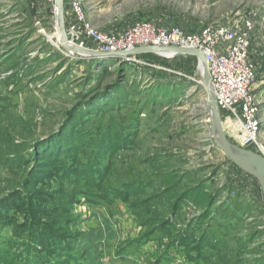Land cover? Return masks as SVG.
Here are the masks:
<instances>
[{
	"label": "rangeland",
	"instance_id": "rangeland-1",
	"mask_svg": "<svg viewBox=\"0 0 264 264\" xmlns=\"http://www.w3.org/2000/svg\"><path fill=\"white\" fill-rule=\"evenodd\" d=\"M81 1L100 31L122 30L139 19L189 32L249 20L264 143V0ZM54 5L0 0V219L21 221L27 211L33 223L50 218L55 223L48 226L64 231H82L89 217L95 226L110 219L112 253L146 241L138 264H156L173 243L180 264L188 258L196 264H264L262 190L214 148L198 60L158 63L164 72L154 75L124 72L114 60L101 66L72 56L58 41ZM66 19L75 20L69 4ZM227 133L241 145L239 129ZM36 153L78 164V171L98 157L97 171H103L93 172L95 185L88 190L113 187L131 195L110 206L78 201L79 182L58 166L44 171L49 162L37 164ZM194 189L210 206L196 202L197 195L187 197ZM12 233L0 227L1 239Z\"/></svg>",
	"mask_w": 264,
	"mask_h": 264
},
{
	"label": "built area",
	"instance_id": "built-area-1",
	"mask_svg": "<svg viewBox=\"0 0 264 264\" xmlns=\"http://www.w3.org/2000/svg\"><path fill=\"white\" fill-rule=\"evenodd\" d=\"M30 1L55 4V0ZM66 4L67 6L69 4L75 16L73 21L66 19L70 42L82 47L101 51H118L152 44L182 45L202 49L207 56L223 120L230 118L240 127L242 146L264 155V143L260 140L261 101L253 92L257 72L255 61L250 55L249 33L252 26L249 20L242 22V25L217 23L196 32H189L179 26H166L139 19L122 30L100 31L90 22L81 0H65V6ZM69 53L72 56H78ZM123 58L129 61H140L133 55Z\"/></svg>",
	"mask_w": 264,
	"mask_h": 264
},
{
	"label": "trees",
	"instance_id": "trees-1",
	"mask_svg": "<svg viewBox=\"0 0 264 264\" xmlns=\"http://www.w3.org/2000/svg\"><path fill=\"white\" fill-rule=\"evenodd\" d=\"M133 57L140 61H129L117 57H105L94 58L92 59V63L107 66L108 62L114 60L117 64L116 66H118L117 69L119 68L124 72L130 71L132 74L134 73L132 70L136 69L137 72L140 71L143 73L161 75L164 70L158 68V63H164L180 58L197 59L192 56L167 58L158 54L150 53L133 55ZM115 101L123 102V99L119 98ZM48 136V134L44 137L40 136L36 138L32 144L36 145ZM64 150L65 149H62L61 151ZM35 156L34 159L37 164L43 165L46 162H49V165H47L48 167L44 169V171H49L50 168L55 169L57 168L56 166H58V170H60L62 174L70 175L71 181L79 182V191H82V193L78 195V201H80L82 197H86L94 207L105 205L110 206L118 199L127 201L128 197L131 195V190L119 191L113 187L105 188L104 186H100L96 190H90L91 187H89L88 190V185H95V183L90 180L93 178V174L102 173L103 171V167L101 166L98 168L100 171H97L96 166L100 164L98 162V157H94V159H91L87 164L83 165L82 163L83 168L80 169L81 171H78V164L75 165L73 163L71 166H67L65 164H58L57 161H52L50 156L47 155L41 157L40 153H36ZM68 157L69 155L66 156V159ZM80 174H83L84 176H80ZM82 181H84V186ZM10 194H14L16 197L19 196L14 192H11ZM198 194V189H194L192 192H188L187 197L192 198L194 195L198 196ZM204 196L205 193L198 196L196 202H201L202 206L207 205L208 207L210 206L209 198L205 199ZM37 211L42 212L40 210ZM23 215L24 217L21 221H16L17 219L14 217L0 219V227L8 226L13 232L11 237L0 238L2 242L0 245V264H106L104 259L112 253L111 251L113 250L115 241V229L114 224L110 219L105 218V222H103L102 225L95 226L91 222V217H89L84 222V225H82V231H77L75 229V231H64L62 229H55L48 226V224L55 223V221H52L50 218H48L50 222L46 221L45 223H41L39 220L35 219L33 223L32 218H34V215H29L27 211H25ZM73 224L74 223L71 225L73 226ZM144 243H146L144 239H137L133 242H129L127 245L122 246L116 254L122 257L125 255H135L138 259V256H141ZM174 246V243L171 244L168 249L169 251L163 255L156 264H180L179 262L177 263L175 255L172 254ZM190 260L193 259L188 258L187 263L183 264H196L197 262L196 260H193L194 262L192 263Z\"/></svg>",
	"mask_w": 264,
	"mask_h": 264
},
{
	"label": "water",
	"instance_id": "water-1",
	"mask_svg": "<svg viewBox=\"0 0 264 264\" xmlns=\"http://www.w3.org/2000/svg\"><path fill=\"white\" fill-rule=\"evenodd\" d=\"M56 25L59 32L58 41L71 53L85 58H123L139 54H158L160 56L173 58L176 56H192L199 62L201 83L207 93V104L210 118V130L214 141V148L222 151L227 159L245 173L254 177L262 190L264 199V155L253 149L238 145L233 142L226 129L220 107L217 102L212 77L209 71L208 60L205 52L197 47L191 46H163V45H139L133 48L118 51H101L93 48L82 47L71 43L67 31L65 0H55Z\"/></svg>",
	"mask_w": 264,
	"mask_h": 264
},
{
	"label": "crops",
	"instance_id": "crops-1",
	"mask_svg": "<svg viewBox=\"0 0 264 264\" xmlns=\"http://www.w3.org/2000/svg\"><path fill=\"white\" fill-rule=\"evenodd\" d=\"M106 264H137V258L135 255H125L122 257L118 254L112 253L106 257Z\"/></svg>",
	"mask_w": 264,
	"mask_h": 264
},
{
	"label": "bare ground",
	"instance_id": "bare-ground-1",
	"mask_svg": "<svg viewBox=\"0 0 264 264\" xmlns=\"http://www.w3.org/2000/svg\"><path fill=\"white\" fill-rule=\"evenodd\" d=\"M57 32H58V30H57ZM58 34H59V32H58ZM223 124H224V128L226 129V131L229 130L230 132H234V129H237L238 130L240 128V127H238L237 123L234 122L230 118L227 119V120H224Z\"/></svg>",
	"mask_w": 264,
	"mask_h": 264
}]
</instances>
